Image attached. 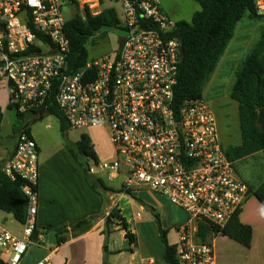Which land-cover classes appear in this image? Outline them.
I'll return each mask as SVG.
<instances>
[{
	"label": "built area",
	"instance_id": "2783aa9c",
	"mask_svg": "<svg viewBox=\"0 0 264 264\" xmlns=\"http://www.w3.org/2000/svg\"><path fill=\"white\" fill-rule=\"evenodd\" d=\"M73 2L92 16L105 9L103 0H65ZM115 2L125 32L118 50L72 72L64 4L0 0V85L9 94L8 105L24 116L47 113L55 87L56 106L70 129L103 130L114 149L112 161L93 162L89 173H101L109 182L121 179L126 193L152 191L186 212V222L176 229L179 264H217L214 241L243 211L250 187L227 156L205 91L180 105L174 102L182 54L181 42L173 36L178 22L159 0ZM255 4L264 14V0ZM16 140L2 170L12 180L20 176L28 182L23 192L29 205L22 235L0 224V257L7 264H21L31 246L43 244L36 225L39 148L24 130ZM36 264L55 262L47 256ZM144 264L157 262L146 259Z\"/></svg>",
	"mask_w": 264,
	"mask_h": 264
},
{
	"label": "trees",
	"instance_id": "16d2710c",
	"mask_svg": "<svg viewBox=\"0 0 264 264\" xmlns=\"http://www.w3.org/2000/svg\"><path fill=\"white\" fill-rule=\"evenodd\" d=\"M102 1V0H101ZM200 5L190 22L179 21L173 36L182 45V54L179 64L178 84L175 87L174 102L180 105L185 100L199 98L210 83L218 65L234 38L236 28L241 20L248 16L251 20L261 21L264 14L258 10L255 0H193ZM76 13L68 20L65 33L70 41L68 55L69 71L75 72L84 68L91 60L88 45H97L100 34L104 30L121 29L118 13L114 8H105L98 16H92L84 8L82 11L76 2L71 4ZM40 37V36H39ZM41 38V37H40ZM55 87L48 102L47 114L57 118L62 133H66L70 127L60 109L56 106L54 96ZM231 99L238 104V114L242 144L227 150V156L231 161H237L264 151V129L258 124L259 112L264 109V28L259 40L255 43L250 53L243 61L231 91ZM8 109L15 111L12 105ZM13 126L14 136L22 130L30 133L29 126L24 123V115L17 111ZM2 114L0 113V124ZM77 152L72 151L75 158L82 155L89 161L99 162L91 138L82 134L76 143ZM13 155V154H12ZM7 160V159H6ZM0 163V211L12 215L13 219L24 225L28 217L29 200L23 192V187L28 182L20 176L12 180L2 169L6 161ZM86 177L89 179V169L86 168ZM104 191H113L107 188L102 180H98ZM96 188L95 184H92ZM38 190V187H35ZM123 192L120 190L119 193ZM130 194V192L128 193ZM264 209V183L253 194ZM156 222L162 243L164 244L163 261L165 264H179L177 258V246L168 241V231L163 229L159 215L154 210ZM239 212L228 225L220 229L221 236L227 237L245 248L251 247L253 228L240 220ZM86 221L79 222L76 227ZM119 222V226L126 232V239L132 245L134 236L128 232L126 220L121 216L118 208H113L110 217L106 218L105 226L109 231L112 224ZM203 232L208 227H202ZM217 233L219 232L216 230ZM66 231L65 233H67ZM108 234L107 232H105ZM206 236L202 235L205 240ZM67 241L64 232L57 235V246ZM105 254L107 247H104ZM0 264H7L0 257ZM104 264H107L106 262Z\"/></svg>",
	"mask_w": 264,
	"mask_h": 264
},
{
	"label": "crops",
	"instance_id": "0c3cea01",
	"mask_svg": "<svg viewBox=\"0 0 264 264\" xmlns=\"http://www.w3.org/2000/svg\"><path fill=\"white\" fill-rule=\"evenodd\" d=\"M249 20L252 23L249 25L246 24L244 27L251 29V34L245 35V37L242 38L240 36L238 37V35H234L233 41L237 39V42H240V44L241 42L245 43L244 45H250L254 43L256 34L264 27V19L261 21H255L249 18ZM235 51L236 50H229L228 54L236 53ZM0 93L3 94V102L0 105V109H2V111H0V113H2L4 116L5 112L11 111L8 109L9 94L3 85H0ZM207 95L209 94L207 93ZM211 96L214 106L213 109L218 115H220L219 107H216L215 104V96ZM46 115L48 114L45 112H39L28 114L24 117V123L29 126L30 134L37 142L39 148V178L37 184L38 212L36 225L38 231L42 233L44 230H54L57 232V234L64 232V236L67 237V241L60 246L56 245L50 249L36 248L33 250L31 248L21 264H36L47 256L52 257L55 264H104L105 262L107 264H116V261L114 262L113 259L123 255L125 253V247L117 249L116 247L111 246V235L115 231H120L124 236V239H126L125 235L127 231H124L121 226H119V222L112 224L109 231H107L105 226V214L110 208L115 206L120 210L121 216L126 220V223L129 227L128 232L134 236L135 242L132 245L130 244L129 240L126 239L129 242L130 254L132 257H138L139 264H144L146 259H153L157 262V264H165L163 261L164 251L161 257L155 258L153 255H151L149 250H146V248L142 247L140 240L134 234L131 222L127 220L119 205L120 200L131 195L143 202V204L140 205L142 210L146 209L150 211L151 209L144 204H155L153 201L149 200L150 196L148 195V198L144 195V193L146 191L152 196L153 199L155 198V195L158 194L143 189L133 191L130 194L124 191L119 193V191L122 190L121 187L119 189H111L113 191H105L106 195L105 193L102 194L101 192L94 190L85 175L82 158H75L71 152V148L73 150L75 149L74 146L70 145L68 140V131L66 133H62L59 131L57 126H53V128H43L41 122H43ZM3 116L2 122L4 119ZM219 117L217 118L218 125ZM2 122L0 124V130L2 127ZM14 124L15 121L11 124L10 131L5 139L4 137L0 138V153H2L0 156V163L6 159H9L15 151L17 140L13 131ZM229 130L232 133V129ZM236 137L238 136L235 135V138L233 136L220 138L222 144L228 150L231 147L240 146L242 144L241 131H239V139H236ZM91 140L99 161H112L114 159V149L111 143H108V146H106L101 142V140L92 138ZM263 153L264 151L255 153L243 159L234 161V163L236 165V163L240 161L258 159ZM261 162L264 164V159ZM252 167L254 168L255 173L253 174L251 180L248 179L247 181L243 179L237 173V171L236 173L249 185L251 190V196L240 215V220L242 223L250 225L253 228V239L250 248H245L241 244L237 242L236 243L250 252H252L255 247H257L255 251L260 249V251L264 254V209L257 198L253 195L254 192L260 189L264 183V173L261 174V170H263L264 166L261 163H254V166ZM107 199L110 201L112 200L111 205L107 204ZM156 207L159 209L161 208L158 206ZM257 211L263 217V221L259 226V230L254 229V224L252 223L253 220L250 217L252 212ZM162 214L163 218L166 219V212H163ZM243 215L245 216V222L242 220ZM141 217L142 215L137 213L134 221H136L135 223L138 226L143 227L145 226L146 222L143 221ZM85 220L88 221H86L81 226L76 227L79 222ZM0 221L1 223L14 222L12 215L2 211H0ZM66 231L68 232L65 233ZM37 237L38 234L36 235V238ZM223 239L227 240L229 238L223 237ZM44 240L45 238L43 236V240L41 241ZM105 245L107 247L106 254L104 251ZM234 248L237 251H243L242 248ZM54 249L55 253L51 254L50 250ZM257 264H264V259L261 258Z\"/></svg>",
	"mask_w": 264,
	"mask_h": 264
},
{
	"label": "rangeland",
	"instance_id": "374dc122",
	"mask_svg": "<svg viewBox=\"0 0 264 264\" xmlns=\"http://www.w3.org/2000/svg\"><path fill=\"white\" fill-rule=\"evenodd\" d=\"M63 5V14L65 16L66 20H70L73 18V16L76 13L75 8L65 3V0H60ZM160 5L162 7V10L174 21H186L190 22L193 18V15L199 11L200 5L196 3L193 0H159ZM103 7L104 8H115L119 10L120 6L115 2V0H103ZM81 11L83 10L81 7L79 8ZM252 22L249 20L248 16H245L241 22H239L237 26V31H235V36L238 35L245 37V35L251 34V29H248L244 27V25H249ZM264 28V27H263ZM263 28L260 32H258L254 38V43L250 45H244L245 43L240 44V42H237L238 40L235 39V41H231L229 44L225 55L221 59L218 68L213 75L210 83L205 88V97L209 101L211 107H213L212 103V96H215V104L216 107H219V113L218 115L215 111V114L217 118L219 117V134L222 138H227L229 136H233L236 139H239V131H240V122H239V116H238V105L235 101L231 99V91L233 88V85L236 80V75L238 71L241 68V65L247 55L250 53L251 49L255 45V43L259 40L261 37ZM101 38L99 39V42L97 45H88V52L89 57L91 60H97L104 56L110 55L112 53H115L120 45L121 40L125 37V32L122 29H113V30H104L100 34ZM236 38V37H235ZM244 42V41H243ZM229 50H236V53H230L228 54ZM228 54V55H227ZM207 93L210 95H207ZM3 102V94L0 93V105ZM2 111V109H0ZM2 114V113H1ZM223 115V116H222ZM3 116V115H2ZM3 122L2 127L0 130V138L5 137L8 135L10 131L11 124L16 120V113L15 111H8L4 113L3 116ZM43 128H53V126H57L59 131L60 130V124L57 118L54 116L46 115L43 122H41ZM229 129H232V133ZM82 134L89 135L92 139L101 140L102 143H104L106 146H108V143H110L108 136L105 131L98 130V129H91V130H75V129H69L67 132L68 140L70 142L71 146H74L73 150L71 148V152H77L76 147V141H78ZM226 144V143H225ZM109 150V148H108ZM2 153H0V156ZM75 157V156H74ZM82 158V164L84 167V170L89 169L94 164L92 161L87 160L82 155H78V158ZM258 159H248L245 161L237 162L235 165V169L237 173L245 180L248 181L252 179L253 174L255 173V170L252 166H254V163H261L263 166V159H264V153L259 156ZM77 158V159H78ZM115 158V157H114ZM252 160V161H251ZM111 161V160H110ZM261 174L264 173V167L263 170H261ZM86 175V172H85ZM102 180V182L105 184L107 188L110 189H119L122 185V180H114L112 182H109L105 176L101 173L99 174H90L89 173V183L91 184L92 188L94 190H97L101 192L102 194L105 193L104 189L99 185L98 180ZM92 184H95L96 188L93 187ZM106 195V193H105ZM146 197L148 195L150 196L149 200L153 201L154 204L158 207H161L160 209L157 208L153 204H144L147 207H149L151 210L141 209L140 205L143 204V202L135 198L134 196L129 195L128 197L122 199L119 201L120 208L127 218L128 221L131 222L132 229L134 231L135 236L140 240V244L143 248H146V250H149L151 255H153L155 258L161 257L163 251H164V244L162 243L160 231L158 230V224L156 222L155 215L153 214L154 210L156 214L159 215L160 223L163 229L168 231V241L169 243L176 244L178 241V235L176 232V229L186 222L188 215L186 212H184L181 209H178L177 207L173 206L168 202V200L160 195H155V198L153 199L150 194H148L146 191L144 193ZM134 198V199H132ZM133 200V201H132ZM107 204L111 205L112 200L110 201L107 199ZM163 210V211H162ZM174 210V211H173ZM173 211V212H172ZM163 212H166L167 218H163ZM137 213H140L142 215L141 219L146 222L145 226L141 227L138 226L134 221V218L136 217ZM251 219L253 220L254 229L259 230V226L262 224L263 217L262 215L257 212H252L250 215ZM14 220V219H13ZM242 220L245 222V216H242ZM164 222V223H163ZM4 223V224H3ZM0 224L3 225L7 230L17 234L22 235L23 233V225L19 224L14 220L13 223H7L0 221ZM57 232L54 230H44L43 236L45 240L43 241L42 246H31L33 250L36 248H53L57 244ZM112 242L111 246L116 247L117 249H121L125 247V253L121 255L118 258L113 259L114 262L116 261V264H139V258L138 257H132L130 254V246L128 240L124 239V236L120 231H115L111 235ZM256 242V241H255ZM215 246V252L217 255V264H257L259 263L260 259H264L263 252L258 249V251H255V249L250 252L243 247L239 246L236 242L232 240H225L223 237L218 236L216 237L214 241ZM234 247L242 248L243 251H237ZM31 248L29 250H31ZM32 250V251H33ZM25 259V258H24Z\"/></svg>",
	"mask_w": 264,
	"mask_h": 264
},
{
	"label": "water",
	"instance_id": "95a60500",
	"mask_svg": "<svg viewBox=\"0 0 264 264\" xmlns=\"http://www.w3.org/2000/svg\"><path fill=\"white\" fill-rule=\"evenodd\" d=\"M258 124L264 129V109L259 112Z\"/></svg>",
	"mask_w": 264,
	"mask_h": 264
},
{
	"label": "flooded vegetation",
	"instance_id": "af4514ba",
	"mask_svg": "<svg viewBox=\"0 0 264 264\" xmlns=\"http://www.w3.org/2000/svg\"><path fill=\"white\" fill-rule=\"evenodd\" d=\"M214 107V106H213Z\"/></svg>",
	"mask_w": 264,
	"mask_h": 264
}]
</instances>
